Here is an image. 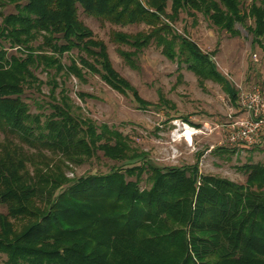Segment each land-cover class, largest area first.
<instances>
[{"label":"trees","instance_id":"1","mask_svg":"<svg viewBox=\"0 0 264 264\" xmlns=\"http://www.w3.org/2000/svg\"><path fill=\"white\" fill-rule=\"evenodd\" d=\"M240 4L241 0H0V205L5 208L0 213V264H264V163L244 164V183L203 174L198 161L162 166L137 152L118 130L103 124L97 132L90 121L72 113L67 96L53 98L54 89L48 102L51 112L42 123L41 115L31 114L23 100L26 87L36 80L32 66L43 64L59 72L64 68L59 56L78 49L94 57L93 63L79 60L111 89L130 93L140 109L154 106L113 69L105 43L80 20L81 9L112 25L149 26L148 32H110L112 42L132 48L118 49L131 67L136 66L133 56L154 42L198 77L217 81L235 102L238 90L216 71L211 54L202 53L170 22L181 11L189 13L202 5L214 23L235 34L233 24L246 17L239 13ZM8 6L14 11L4 14ZM250 15L254 27L247 31L255 43L264 37V0L252 6ZM37 39L41 41L34 46ZM4 42L20 54H8ZM65 69L82 76L73 60ZM159 101L166 103L161 93ZM22 145L59 152L71 160L101 152L123 163L73 180L49 164L31 173ZM234 151L219 147L214 152ZM143 174L150 184L147 189L139 187Z\"/></svg>","mask_w":264,"mask_h":264},{"label":"rangeland","instance_id":"2","mask_svg":"<svg viewBox=\"0 0 264 264\" xmlns=\"http://www.w3.org/2000/svg\"><path fill=\"white\" fill-rule=\"evenodd\" d=\"M254 5H260V0H241L239 13L246 17L233 24V29L238 31L235 34L214 23L211 17L204 14L202 5L199 6L201 9L190 8L189 13L181 11L177 19L170 22L178 34L195 43L202 53L211 54L216 71L227 77L238 90V100L235 102L217 81L198 77L185 63L179 64L176 58L169 59L161 46L154 42L133 56L136 66L131 67L118 53V49L133 51L132 48L112 42L110 32L115 30L135 34L148 32L149 26L112 25L86 16L81 9L80 20L92 31L95 39L105 43L113 69L135 88L143 100L154 106L140 109L130 93L124 95L111 89L100 74L93 73L79 60L84 57L93 63L94 57L78 49L59 56V62L64 66L59 72L53 67L45 68L43 64L32 66L31 71L36 80L26 87L23 100L29 105L31 114L41 115L42 123L51 112L48 102L51 99L50 92L54 89L53 98L59 101L63 95L67 96L72 113L90 121L97 132L103 124L118 130L130 139L137 152L147 153L159 165H192L198 161L203 174L244 183L246 174L242 166L246 163H264V130L254 142H231L229 139V124L247 116L240 106V95L253 91H260L264 95V37L252 43L247 31L254 27V18L250 15ZM170 6L168 1L167 13L170 12ZM2 11L7 14L14 10L8 6ZM40 41L37 39L33 45L37 46ZM4 45L8 54H20L16 47L9 48L8 42H4ZM44 51L51 54L48 49ZM71 60L81 69L80 78L66 71L65 67L70 65ZM160 93L166 103H160ZM174 121L192 125L199 132L188 137L182 128L175 126ZM2 142L4 136L0 133ZM14 142L17 143V139ZM22 146L23 153L29 157L25 160V166L31 173L34 167L43 168L49 164L53 170H61L66 179L73 180L87 173H104L112 166L123 163L104 157L101 152L90 159L76 155L71 160L59 156V152ZM219 147L235 151L217 154L214 151ZM129 179L135 180V177ZM149 185L146 174H143L139 187L147 189ZM3 212L5 208L0 205V213Z\"/></svg>","mask_w":264,"mask_h":264},{"label":"built area","instance_id":"3","mask_svg":"<svg viewBox=\"0 0 264 264\" xmlns=\"http://www.w3.org/2000/svg\"><path fill=\"white\" fill-rule=\"evenodd\" d=\"M242 109L247 113L244 119L230 123L229 139L231 142H254L259 133L264 130V95L260 91L243 93L239 97ZM184 133L190 132V136L199 132L194 126L185 122L174 121Z\"/></svg>","mask_w":264,"mask_h":264},{"label":"bare ground","instance_id":"4","mask_svg":"<svg viewBox=\"0 0 264 264\" xmlns=\"http://www.w3.org/2000/svg\"><path fill=\"white\" fill-rule=\"evenodd\" d=\"M186 134L188 135V137L190 136V135H189V134H190V132H189V131H187V132H186Z\"/></svg>","mask_w":264,"mask_h":264}]
</instances>
